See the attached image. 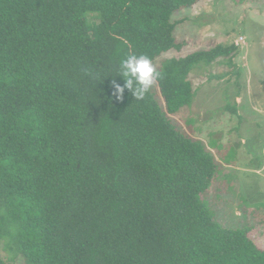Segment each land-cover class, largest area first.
<instances>
[{"label": "trees", "instance_id": "16d2710c", "mask_svg": "<svg viewBox=\"0 0 264 264\" xmlns=\"http://www.w3.org/2000/svg\"><path fill=\"white\" fill-rule=\"evenodd\" d=\"M200 1L0 0V264L3 242L26 264H264L213 218L215 158L171 119L192 71L237 48L166 59L143 100L113 95L117 62L180 51L174 14Z\"/></svg>", "mask_w": 264, "mask_h": 264}, {"label": "rangeland", "instance_id": "374dc122", "mask_svg": "<svg viewBox=\"0 0 264 264\" xmlns=\"http://www.w3.org/2000/svg\"><path fill=\"white\" fill-rule=\"evenodd\" d=\"M173 21H180L175 35L182 49L162 55L155 68L166 59L237 48L192 71L193 104L171 119L215 158L206 196L213 218L247 231L264 250V0H201ZM153 91L165 110L157 87ZM1 255L6 264H26L6 242Z\"/></svg>", "mask_w": 264, "mask_h": 264}, {"label": "clouds", "instance_id": "9594fccd", "mask_svg": "<svg viewBox=\"0 0 264 264\" xmlns=\"http://www.w3.org/2000/svg\"><path fill=\"white\" fill-rule=\"evenodd\" d=\"M115 72V75L123 78L122 84L115 80L111 82L113 95L117 99H123L127 89L135 99L143 100L154 82L162 77L151 58L145 54H130L121 58L116 64ZM108 75L105 74L102 78Z\"/></svg>", "mask_w": 264, "mask_h": 264}, {"label": "built area", "instance_id": "2783aa9c", "mask_svg": "<svg viewBox=\"0 0 264 264\" xmlns=\"http://www.w3.org/2000/svg\"><path fill=\"white\" fill-rule=\"evenodd\" d=\"M243 41V39L241 40V42ZM241 42H238L239 44L241 43Z\"/></svg>", "mask_w": 264, "mask_h": 264}]
</instances>
